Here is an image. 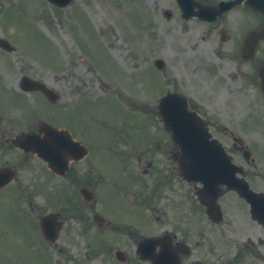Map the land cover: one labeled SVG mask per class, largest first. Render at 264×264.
Instances as JSON below:
<instances>
[{
    "label": "rangeland",
    "instance_id": "obj_1",
    "mask_svg": "<svg viewBox=\"0 0 264 264\" xmlns=\"http://www.w3.org/2000/svg\"><path fill=\"white\" fill-rule=\"evenodd\" d=\"M3 36L16 49L0 47V133L36 129L31 122L38 117L69 125L90 145L96 174L107 177L100 188L106 203L124 201L122 187L138 185L124 170L123 158L108 147L121 144L127 167L139 173L137 157L143 155L144 165L155 159L150 173L142 175L148 186L154 185L159 160L171 163L173 143L157 112V101L168 90L196 104L229 152L237 150L233 133L264 147V97L249 84V64L239 58L237 72L231 42H219L203 20L183 19L176 0H76L65 7L47 0H0ZM157 57L164 59L163 69L155 65ZM23 74L45 81L60 100L51 103L38 91L23 93L18 87ZM253 119L258 129L250 125ZM8 146L0 139V166H16L18 177L0 190V264H56L59 259L98 264L99 256H86L90 249L83 237L45 242L39 215L58 209L50 203L70 199V191L60 181L50 182L58 177L40 159ZM89 164L88 159L79 164L86 169L83 175ZM100 182L96 178L98 188ZM29 200L31 215L25 220ZM156 201L168 208V191Z\"/></svg>",
    "mask_w": 264,
    "mask_h": 264
},
{
    "label": "flooded vegetation",
    "instance_id": "obj_2",
    "mask_svg": "<svg viewBox=\"0 0 264 264\" xmlns=\"http://www.w3.org/2000/svg\"><path fill=\"white\" fill-rule=\"evenodd\" d=\"M219 1L203 0L205 4ZM211 24L220 42H231L237 50L233 57L239 72L246 37L250 31L264 27V13L244 0ZM245 61L249 64L252 86L257 85L264 96L259 78V71L264 68V38L259 39L254 55ZM234 144L242 151L234 160L239 163L241 157L246 160L247 167L241 163L245 177L255 191L264 193V156L254 148L256 153L246 158L243 153L246 147L237 141ZM137 161L142 172L154 166L153 159L145 166L143 155ZM172 162L170 165L163 160L157 169L168 175V208L160 207L156 196L154 201H147L139 185L122 187V202L113 205L100 202L102 193L96 185L94 162L90 161L84 175L86 169L79 168L81 162H72L62 178L81 185L76 187L72 182L67 187L71 198L58 203L59 238L76 241L83 237L90 249L86 256L91 259L99 256L98 264H153L143 259L138 249L139 242L148 236L157 237L155 251L168 246L172 264H264V221L253 216L246 198L232 189L224 192L219 198L223 217L217 221L199 200V187L184 180L173 167V159ZM165 164L170 169H159ZM133 193L137 201L134 198L129 201L128 195Z\"/></svg>",
    "mask_w": 264,
    "mask_h": 264
},
{
    "label": "water",
    "instance_id": "obj_3",
    "mask_svg": "<svg viewBox=\"0 0 264 264\" xmlns=\"http://www.w3.org/2000/svg\"><path fill=\"white\" fill-rule=\"evenodd\" d=\"M59 1L62 4L65 3L62 0ZM236 2L238 1L227 2L226 6L229 7ZM179 3L185 17L194 14L192 10L196 5L200 6L196 0H179ZM200 10L203 11V7ZM197 13L203 16V13ZM254 34L255 36H262L264 35V30ZM0 42L7 46L5 42ZM41 87L49 96L54 98L52 91L42 85ZM159 114L165 121L166 127L172 132V137L179 148L178 166L182 174L191 181L203 179L208 188L214 187L216 191L220 190L222 182L229 181L227 173L233 167L228 163L230 159L226 155L224 148L218 141L209 139L210 135L203 121L189 107L187 99L179 93H168L159 101ZM48 130V134L43 139L38 134L23 133L17 137L16 143L26 150H34L55 168L56 162L64 160L62 156L68 152H65V148L63 149L61 146L62 140L58 139V131L51 127ZM63 135L64 138L66 135ZM8 175L9 177L12 175L10 169L7 170ZM6 180L5 178L3 182H6ZM209 206L211 207L210 204Z\"/></svg>",
    "mask_w": 264,
    "mask_h": 264
}]
</instances>
